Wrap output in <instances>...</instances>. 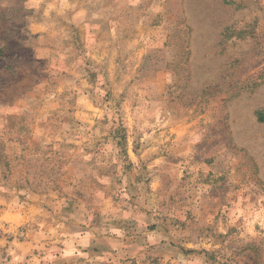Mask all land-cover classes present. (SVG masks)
<instances>
[{"label":"rangeland","instance_id":"374dc122","mask_svg":"<svg viewBox=\"0 0 264 264\" xmlns=\"http://www.w3.org/2000/svg\"><path fill=\"white\" fill-rule=\"evenodd\" d=\"M261 108L264 0H0V264H264Z\"/></svg>","mask_w":264,"mask_h":264},{"label":"crops","instance_id":"0c3cea01","mask_svg":"<svg viewBox=\"0 0 264 264\" xmlns=\"http://www.w3.org/2000/svg\"><path fill=\"white\" fill-rule=\"evenodd\" d=\"M10 211L5 210L4 213L0 214V220L3 221L4 217L9 213ZM6 221V220H5ZM135 223V222H134ZM87 227H84V234L81 236L82 239H87L92 243V246L96 245H102L105 247L107 243L106 235L103 234V236L98 232L96 225L92 227V222L89 223ZM106 233V232H105ZM82 241V240H81ZM163 240H159L155 243V246L153 249H151L152 253H155L156 255H167L168 257L171 256H177L180 257L182 255V252L179 249H176L175 247H167L165 243H162ZM109 243V242H108Z\"/></svg>","mask_w":264,"mask_h":264},{"label":"trees","instance_id":"16d2710c","mask_svg":"<svg viewBox=\"0 0 264 264\" xmlns=\"http://www.w3.org/2000/svg\"><path fill=\"white\" fill-rule=\"evenodd\" d=\"M257 120L259 122H264V108H261L256 111Z\"/></svg>","mask_w":264,"mask_h":264}]
</instances>
